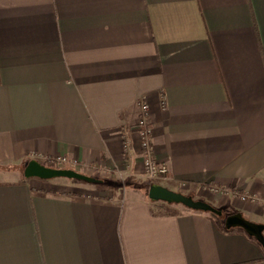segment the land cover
I'll use <instances>...</instances> for the list:
<instances>
[{
	"label": "crops",
	"instance_id": "crops-1",
	"mask_svg": "<svg viewBox=\"0 0 264 264\" xmlns=\"http://www.w3.org/2000/svg\"><path fill=\"white\" fill-rule=\"evenodd\" d=\"M143 103L161 185L264 225V0H0V264H264L136 187ZM58 156L98 182L24 178Z\"/></svg>",
	"mask_w": 264,
	"mask_h": 264
},
{
	"label": "water",
	"instance_id": "water-1",
	"mask_svg": "<svg viewBox=\"0 0 264 264\" xmlns=\"http://www.w3.org/2000/svg\"><path fill=\"white\" fill-rule=\"evenodd\" d=\"M25 179H39L42 181H51L54 179L77 180L89 184L98 181L81 173H76L70 169H55L41 165L38 161H30L23 170ZM151 202H162L169 205H181L186 209L212 213L221 216V212L213 208L211 205L202 201H195L191 197L180 194L171 190H167L160 184H153L149 187L146 195ZM224 226L227 230L240 229L248 237L254 239L264 251V225L256 224L246 220L241 214L227 216L224 220Z\"/></svg>",
	"mask_w": 264,
	"mask_h": 264
},
{
	"label": "built area",
	"instance_id": "built-area-1",
	"mask_svg": "<svg viewBox=\"0 0 264 264\" xmlns=\"http://www.w3.org/2000/svg\"><path fill=\"white\" fill-rule=\"evenodd\" d=\"M148 106L147 104L143 103L141 105V113L140 117L137 121V124L134 128L136 135L139 140V149L141 151L142 162L140 166L142 167V173L145 179L151 182H155L156 184H165L166 182L171 181V177L169 175V169L165 163L159 162L152 158L151 155V146L149 142V136L151 134V129L148 123ZM127 140L123 141L122 150L128 153L129 145H127ZM43 161L46 167L55 168V169H70L76 171L77 169V160H68L65 157H55V158H44ZM41 164V163H40ZM42 165V164H41ZM60 166L61 168H58ZM116 174L119 177H123L126 175V171L116 170ZM180 189L186 188V183L180 181L178 184ZM209 191L213 194H217L218 190L216 188H209ZM238 198L241 201H245L248 203H255V198H251L245 195H238Z\"/></svg>",
	"mask_w": 264,
	"mask_h": 264
},
{
	"label": "rangeland",
	"instance_id": "rangeland-1",
	"mask_svg": "<svg viewBox=\"0 0 264 264\" xmlns=\"http://www.w3.org/2000/svg\"><path fill=\"white\" fill-rule=\"evenodd\" d=\"M58 167V166H57ZM25 168V167H24ZM24 168H21L20 170H24ZM53 168V167H52ZM58 168H61L60 166L58 167ZM122 171H124V170H122ZM137 172H138V174L136 175V177L138 178V181L137 182H135V184H136V187H143L144 189H145V191L147 190V192H148V189H149V186H151V185H153L154 183L153 182H151V181H148L147 179H145L144 178V176H143V171H142V167L140 166V164L138 165V167H137ZM127 173H126V175L125 176H123V177H119L117 174H116V172H115V176H112V177H114V181H115V183L117 182V183H119V184H121L122 185V188H125L126 187V183H127V181L128 180H126V177H127ZM2 178V177H1ZM14 176H3V179L2 180H14ZM52 182H55V183H61V184H71V183H79V184H86L85 182H81V181H77V180H66V179H54V180H51ZM68 182H70V183H68ZM130 182V181H129ZM129 182H128V184H129ZM87 184H89V183H87ZM135 184H131V185H135ZM156 184V183H155ZM186 188H184V189H181V190H185ZM184 193H186V191L184 192ZM211 193V192H210ZM211 194H213V193H211ZM181 206V205H180ZM213 208L215 207L214 205H211ZM227 217V214H226V212H224L222 215H221V217H220V220H221V224L222 225H224V220H225V218Z\"/></svg>",
	"mask_w": 264,
	"mask_h": 264
},
{
	"label": "trees",
	"instance_id": "trees-1",
	"mask_svg": "<svg viewBox=\"0 0 264 264\" xmlns=\"http://www.w3.org/2000/svg\"><path fill=\"white\" fill-rule=\"evenodd\" d=\"M209 215L212 217V218H218L219 216L215 215V214H212V213H209ZM250 238V237H249ZM251 240H253L257 245H259L254 239L250 238ZM260 246V245H259Z\"/></svg>",
	"mask_w": 264,
	"mask_h": 264
}]
</instances>
